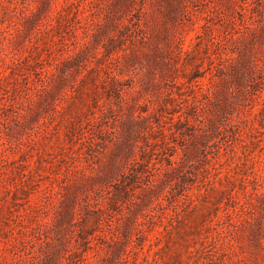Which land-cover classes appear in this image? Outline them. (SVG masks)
Here are the masks:
<instances>
[{
    "label": "rangeland",
    "instance_id": "1",
    "mask_svg": "<svg viewBox=\"0 0 264 264\" xmlns=\"http://www.w3.org/2000/svg\"><path fill=\"white\" fill-rule=\"evenodd\" d=\"M0 264H264V0H0Z\"/></svg>",
    "mask_w": 264,
    "mask_h": 264
},
{
    "label": "trees",
    "instance_id": "2",
    "mask_svg": "<svg viewBox=\"0 0 264 264\" xmlns=\"http://www.w3.org/2000/svg\"><path fill=\"white\" fill-rule=\"evenodd\" d=\"M228 60L227 59H225V58H223V57H220L219 58V63H218V65H219V67H220V69H222L225 65V62H227ZM136 176V175H135Z\"/></svg>",
    "mask_w": 264,
    "mask_h": 264
}]
</instances>
